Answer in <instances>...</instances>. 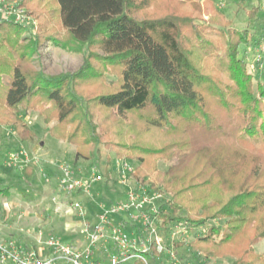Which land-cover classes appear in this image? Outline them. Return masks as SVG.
I'll list each match as a JSON object with an SVG mask.
<instances>
[{
    "label": "trees",
    "instance_id": "1",
    "mask_svg": "<svg viewBox=\"0 0 264 264\" xmlns=\"http://www.w3.org/2000/svg\"><path fill=\"white\" fill-rule=\"evenodd\" d=\"M17 4L38 26L0 20V120L10 113L19 140L35 142L21 112H37L77 159H96L105 144L137 182L166 196L155 215L162 225L206 228L189 244L204 264H264L254 248L264 239V81L240 56L252 29L220 10L203 20L198 0ZM46 43L81 54V67L38 70L33 59ZM174 158L160 170L159 160ZM21 174L29 182L33 168ZM162 255L152 247L124 264H165Z\"/></svg>",
    "mask_w": 264,
    "mask_h": 264
},
{
    "label": "rangeland",
    "instance_id": "2",
    "mask_svg": "<svg viewBox=\"0 0 264 264\" xmlns=\"http://www.w3.org/2000/svg\"><path fill=\"white\" fill-rule=\"evenodd\" d=\"M198 1L202 9L201 18L203 20H209L215 15L217 10H220L223 12L225 21L231 22L235 28L244 30L247 27H250L252 29L254 33L253 39L248 45L242 46L240 56L248 64L249 71L264 81V0ZM17 2L18 0H11L6 5L9 4L10 8L14 7L16 9L18 7L20 10L24 9L19 7ZM253 10L256 11V13H254V17L250 15V12ZM24 11L26 12L25 9ZM26 15L30 16L33 20H36L27 12ZM36 23L37 28V20ZM82 63L83 58L81 54L62 50L51 43H46L43 45L40 48L38 54L33 59V65L38 70H41L48 75H56L66 72L74 73L81 67ZM1 81L7 85L10 82V78L6 75H2ZM9 114L10 113L6 112L5 118L0 120V144L3 140L6 142L11 141L13 145H16V142L20 140L9 123ZM21 116L27 123L28 127L38 137L37 141L33 142L34 147H36L35 153L37 154L34 153V155H31L27 151L24 152H26L30 161L35 165L39 164V157L43 162L46 161V164H52L49 170L46 171L45 169L43 172H38L36 179L32 181L33 188L38 189V192H36L35 196L29 193L24 194L23 192L25 190L30 189L31 184L27 182L20 174V167L23 166V163H18L11 160V157H9L5 151L0 149V162L9 167L7 174L8 181H6V183L12 186H17V196H22L24 199L29 200L34 204L41 203L40 206H35V209H31L30 217L24 218L23 216L21 218V212L20 210H17L16 212H18V216L12 219L11 211L9 210L8 212L7 209L3 208V203H5L7 199L0 194V230L2 232H6L12 225L14 229L13 231L19 233V225L21 224L26 227L37 229L38 233L36 232V234H34L35 236L30 241H27L23 244L27 247H41L45 250L48 239L55 237L65 243L75 244L77 247L83 248L88 244L82 234L84 222L95 221L96 216L100 211V204H102V202H118V200L123 198L122 192L126 190L125 187L120 183L119 176L116 174L117 172L112 169V162L115 160L114 152L109 148H106L104 146L105 144H101L99 146L100 154L96 159H77L75 146L54 138L49 131V127L44 124L43 118L39 116L37 112L22 111ZM132 119L133 118L128 117V121H132ZM178 162V158H174L169 162L165 160H159L158 165L160 170H167L171 165H175ZM65 166H68L70 169H72L74 171V175L77 177H89L94 172L96 174L102 173L104 174V177L101 183L95 185L89 194L83 193L84 195H78L81 194V192L68 194L63 190L60 184V181L63 177L62 168ZM1 168L0 171H2ZM45 184L48 185L49 188L47 189H50V191H47V193L43 194L40 192V189H42ZM17 198L21 199V197ZM92 199L95 200L97 208L94 206L92 208L94 215L92 214L89 216V211H87L86 207L87 205L91 204V202H93ZM76 201L82 203L88 213H86L84 219L77 211L72 210L73 208L71 207V204ZM58 202L63 205H55L58 204ZM68 207L70 208L68 209ZM43 209L47 211V217ZM6 213H8V220L5 222L7 217ZM115 223L120 226L124 235L132 236L133 234H136V227L129 223L125 217H115ZM217 225H219V223H217ZM158 227L157 234L163 238V247L165 249L162 252L163 255L162 253H159V255H162L160 261L164 262L165 264H204V259L197 257L193 253L189 244L195 237L204 232L206 228L203 227L188 232H180L177 229L170 230L168 229L167 225H162L161 223H158ZM40 232L42 233L41 236L39 234ZM139 234L140 233L137 232V235ZM5 241L6 240L4 236L0 234V244ZM180 243H183V246L178 248L176 251L175 245ZM107 246V249L100 245L97 246L95 248L93 258L100 261H107L109 254L113 251L115 252L116 250V247H114L113 244H109ZM254 248L257 253H263L264 239L260 240V242L254 246ZM0 261H2L1 257ZM130 261L136 260L131 259ZM2 263L6 264L4 261H2ZM208 263L231 264V261L227 259L216 258L209 260Z\"/></svg>",
    "mask_w": 264,
    "mask_h": 264
},
{
    "label": "built area",
    "instance_id": "3",
    "mask_svg": "<svg viewBox=\"0 0 264 264\" xmlns=\"http://www.w3.org/2000/svg\"><path fill=\"white\" fill-rule=\"evenodd\" d=\"M10 1L0 0V20L9 18L35 29L36 20L26 15L24 9L10 8L9 4L6 5ZM11 160L22 162L21 169L31 163L24 151L12 154ZM113 169L117 172L120 183L126 190L122 192L123 198L118 202H102L95 221L84 222L82 234L88 242L85 247L79 248L75 244L65 243L55 237L48 239L45 250L23 248L14 242H6L0 244L2 261L6 264H124L131 259H143V254L149 252L152 247L158 253H162L165 250L163 238L157 234L160 220L155 215L161 204L166 201V196L137 182L133 178L134 167L129 161L116 159ZM62 171L63 177L60 184L68 194L75 192L89 194L104 177V174L95 172L89 177H77L68 166L63 167ZM71 207L82 218H85L86 209L82 203L76 201L71 204ZM115 217H125L132 225L141 227L143 233L132 236L124 235L120 226L115 223ZM173 229L188 232L186 227L181 225H176ZM109 244H113L116 250L109 254L107 261L93 258L97 246L100 245L107 249Z\"/></svg>",
    "mask_w": 264,
    "mask_h": 264
},
{
    "label": "crops",
    "instance_id": "4",
    "mask_svg": "<svg viewBox=\"0 0 264 264\" xmlns=\"http://www.w3.org/2000/svg\"><path fill=\"white\" fill-rule=\"evenodd\" d=\"M5 142L6 141H3V140L1 141L0 149L5 151L7 153V155H9V157H11L12 154L20 153L21 151H27L31 155H34V153L36 152V147H34L33 142H21V141H18V142H16V145L15 144L13 145L11 143V141H7L6 143ZM41 144H43V143H41ZM41 144H39V145H41ZM35 154H37V153H35ZM45 162H43L40 159V157H39V164L38 165H35L33 162H31L29 164L33 168V171H34V176L32 177L33 180L31 179L29 181L31 186L33 185L32 181H34L36 179V176H37L38 172H40V171L43 172V171H45V169H46V171L50 169V166H51L52 163L51 164L48 163L49 164V166H48V164H46ZM0 168L2 170V171H0V194L3 195L7 199V201L5 203H3V208L7 209L8 212H9V210L11 211L12 219H14V218H16L18 216V212H16L17 210H20L21 218L23 216H24V218L30 217L31 216V212H30L31 209H35L34 207L35 206H40L41 203H35L34 204V203H31V201L24 199L22 196H17V194H18L17 193V191H18L17 186H12V185H9L8 183H6V181H8V179H7L8 175L7 174H8V171H9V167H7L4 163L0 162ZM20 174H21V169H20ZM31 186H30L29 190H25L24 192L23 191L22 192L24 194L29 193V194L35 196L36 192H38V189H35V188H33V186L32 187ZM47 188H49V187H48V185L45 184V186H43L42 189H40V192H42L43 194L47 193V191H50V189H47ZM78 195H84V194L81 193V194H78ZM17 197H21V199H19ZM92 200H93V202H91V204L87 205V207H86L87 211H89V216L92 215V214L94 215L92 208L94 206H96V208H97V204H96L95 200L94 199H92ZM55 205L62 206L63 204L58 202V204H55ZM40 208H38V209H40ZM69 208L70 207H68V209ZM87 211H86V213H87ZM44 213L46 214V217H47L48 216L47 211L44 210ZM6 215H7V217H6L5 222L8 220V213H6ZM19 226H20L19 233L13 231L14 229H13L12 225H11V227H9V229L6 232H2L0 230V234L3 235L5 240H6L3 243L14 242L15 244H17V245H19V246H21L23 248H36V249L41 248V247H33V246L27 247L26 245H23L27 241H30L35 236L34 234H36V232L38 233V230L35 229V228L23 226V224H21ZM39 234H40V236L42 235L41 232ZM0 264H3L2 261H0Z\"/></svg>",
    "mask_w": 264,
    "mask_h": 264
}]
</instances>
